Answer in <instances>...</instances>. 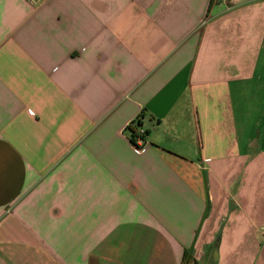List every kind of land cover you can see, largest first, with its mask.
<instances>
[{"label":"crops","instance_id":"0c3cea01","mask_svg":"<svg viewBox=\"0 0 264 264\" xmlns=\"http://www.w3.org/2000/svg\"><path fill=\"white\" fill-rule=\"evenodd\" d=\"M187 250L264 264V0H0V264Z\"/></svg>","mask_w":264,"mask_h":264},{"label":"built area","instance_id":"2783aa9c","mask_svg":"<svg viewBox=\"0 0 264 264\" xmlns=\"http://www.w3.org/2000/svg\"><path fill=\"white\" fill-rule=\"evenodd\" d=\"M32 2H35L36 0H31ZM217 2H224V1H230V0H216ZM138 118L133 120L129 125H135L138 122ZM131 140L133 142V146L136 151L143 152L148 145V137H147V131L144 129L142 125H138L136 128V133L131 137Z\"/></svg>","mask_w":264,"mask_h":264},{"label":"trees","instance_id":"16d2710c","mask_svg":"<svg viewBox=\"0 0 264 264\" xmlns=\"http://www.w3.org/2000/svg\"><path fill=\"white\" fill-rule=\"evenodd\" d=\"M141 122L138 120V122L135 125H130V129H132V136L136 133V128L138 125H140ZM181 264H200L199 261L196 259V257L193 255V253L190 250H187L184 254L183 260Z\"/></svg>","mask_w":264,"mask_h":264}]
</instances>
